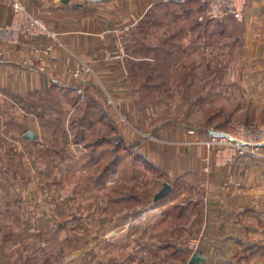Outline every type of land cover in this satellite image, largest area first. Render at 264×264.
I'll return each instance as SVG.
<instances>
[{
    "label": "crops",
    "instance_id": "0c3cea01",
    "mask_svg": "<svg viewBox=\"0 0 264 264\" xmlns=\"http://www.w3.org/2000/svg\"><path fill=\"white\" fill-rule=\"evenodd\" d=\"M23 1L30 11L44 18L55 38L41 36L29 42L21 38V43L15 46L0 42V216L9 217L14 211L21 217L29 213L28 210L43 216L47 214L48 206L57 208L47 201L69 196L70 188L67 187L66 192L59 190V182L52 172L58 166L53 153L66 144L65 136L60 141L61 137L52 127L57 121L67 120L76 113L75 105L79 101L76 89L81 85L94 89L109 87L116 104H138L136 89L140 87H217L224 81L218 76L220 67L226 68L228 75L225 78L231 84L236 72L234 61L239 58L242 68H238V72L258 73L262 95L251 101L254 105L264 106V0H249L243 21L234 18L201 20L202 0H113L109 5L105 0ZM12 4L13 0H0V25L12 21ZM127 24L131 25L129 36L118 37L117 34L124 33ZM112 29L115 35H108ZM122 38L127 40L126 43L121 41ZM50 44L53 49L44 53ZM31 51L38 57L30 61ZM25 60L31 64H24ZM168 60L173 64L169 71L164 65ZM143 64H146V71L141 70ZM80 69L91 74H82L75 79L73 72ZM159 98L161 102L165 101L163 95ZM94 100L100 104L98 99ZM125 115L134 130L128 140L147 135L150 126L145 125L144 114L125 112ZM249 118L264 120V107L252 106ZM102 120L106 117L102 116ZM164 128L158 132L159 139L143 137L146 147L127 145L131 151L153 153L147 154L148 159L153 166L163 170V174L166 167H171L169 160L162 164L160 160L156 161L155 153L169 150L172 143L170 130ZM105 131L106 127L99 125L93 134H97L99 149L101 141H106ZM28 132H33L36 138H26ZM120 132L127 135L121 129ZM175 133L179 139L174 138L175 145L191 148L188 135L182 136L181 131ZM214 133H195L196 138L201 137V146L194 147L199 153L196 157L198 165L194 164V167L199 169L194 171L193 179L178 178L175 184L173 180L168 182L165 177L155 176L152 187L155 189L159 183L163 186L167 182L172 185L171 194L160 208H156L159 213L168 212L179 195H183L179 199L182 200L187 191L193 193L188 198L194 201L196 227H206L209 237L198 254L206 257V264H227L235 250L248 245L246 241L264 244V158L237 159L220 166L212 152V172L205 175L202 159L208 152V136H215ZM12 135L19 138L18 145L12 146L9 142ZM12 149L18 151V161L7 160V153L10 159ZM130 162V167L139 166L138 160ZM182 164L183 168L192 166V162L185 160ZM123 166L120 162L119 167ZM110 178L114 181V202L111 203L107 196V181L104 180L102 206L105 210L109 206L114 208L115 216L123 207L124 198L118 189L122 188L124 178L117 175ZM130 180L139 184L137 176ZM103 214L107 215V212ZM116 221L114 218L113 227L117 226ZM107 225L105 218L101 224L104 233L113 231L112 224ZM2 227L8 225L2 224ZM106 238V234L101 237L102 242ZM145 258L150 261L147 256ZM162 259L159 264L164 261ZM137 261L136 257L134 262Z\"/></svg>",
    "mask_w": 264,
    "mask_h": 264
},
{
    "label": "rangeland",
    "instance_id": "374dc122",
    "mask_svg": "<svg viewBox=\"0 0 264 264\" xmlns=\"http://www.w3.org/2000/svg\"><path fill=\"white\" fill-rule=\"evenodd\" d=\"M20 1L31 15L44 20L38 13L30 11L23 0ZM112 1L105 0L107 5ZM107 14H110L109 10ZM130 30L131 25L127 24L123 28L124 33L117 35L129 36ZM110 33L115 35V30L112 29L107 34L112 35ZM121 41L126 43L127 40L122 38ZM34 53L31 51L30 61L38 57ZM25 61L24 64H31L30 61ZM164 62L169 71L173 66L171 60ZM234 62L236 72L231 84L230 80L225 78L228 75L226 68L220 67L218 76L220 79L224 78V81L217 87H140L136 89L140 101L138 104H116V98L109 87L94 89L79 86L76 89L79 97L75 105L76 113L67 120L57 121L55 127H52L61 137L60 141H63L62 136H65L66 143L53 153L58 166L52 172L53 175L55 172L59 182V190L66 192L68 187L70 194L58 201H47L49 205L52 203L57 208L48 206L47 214L43 216L34 215L30 210L21 217L13 210L14 214L9 217L0 216V264H159L158 261L163 257L164 261L160 264H191L193 256L198 254L203 242L207 244L209 241L206 227H196L194 201L188 198L193 193L187 191L185 200H179L183 197L179 195L168 212L159 213L156 208L161 207L171 192L156 200L157 194L166 183L163 186L159 183V187L154 189L152 181L155 176H161L162 179L165 177L168 182L173 180L175 184L179 181L178 178H194V171L199 169L194 167V164L198 165L196 157L199 154L194 151V147L201 146V137L196 138V132L226 133L225 138L208 136L206 144L209 153L202 159V173L205 175L212 172L210 161L213 157L220 162V166L237 159L246 158L253 161L264 158V145H259L264 143V120L249 118L252 106H261V109L264 107L260 104L254 105V101H251L254 97L262 95V89L257 82L258 73L238 72L237 69L242 68L241 59L235 58ZM141 66L142 71L147 70L146 64ZM88 73L91 74L90 71L80 69L73 72V75L75 79H79L82 74ZM161 95L165 97L164 102L160 101ZM94 99H98L100 104L94 103L97 101ZM125 112L131 115L137 112L144 114L145 125L150 126L147 135L128 140L134 130ZM102 116L106 117V120L103 121ZM99 125L105 126L107 132L106 141H101L100 149L96 145L97 134L93 135ZM161 127L170 130L169 139L172 142L169 150L155 153L156 161L160 160L163 164L169 160L171 167H166L164 174L163 170L153 166L148 159L147 154L153 153L144 150L137 152L135 149L131 151L130 147H127L128 144L133 148L146 147V142L142 139H159L158 132ZM120 129L127 135L124 136ZM179 131L183 133L182 136L188 135L191 148L185 146L187 149H184L174 144L173 141L179 140L175 132ZM229 135L252 145L245 146L232 141L226 138ZM18 139L12 135L9 142L15 146L18 145ZM89 144L92 145L91 149L88 148ZM14 149L9 155L10 159L7 153V160L18 161L19 153ZM212 152L215 153L213 157ZM130 160H138L139 166L130 167ZM184 160L192 162V166L183 168ZM120 162L124 164L123 168L119 167ZM117 169L122 170L118 172ZM116 175L124 178L122 188L118 189L124 199L122 210L114 216V208L109 206L105 210L102 206L104 185H101L102 182L105 184L104 180L107 181V196L113 203L114 181L110 177ZM132 176L138 177L139 184L130 180ZM89 196L91 198H88ZM104 212H107V215H104ZM105 218L107 226L112 224L110 227L113 231L104 233L101 224ZM114 218L117 220L115 227ZM2 224L8 227H2ZM105 234L106 241L102 242L101 237ZM247 242L246 247L242 245V248L235 250L227 264H264V244ZM146 256L151 262L146 260ZM136 257L139 261L135 263Z\"/></svg>",
    "mask_w": 264,
    "mask_h": 264
},
{
    "label": "built area",
    "instance_id": "2783aa9c",
    "mask_svg": "<svg viewBox=\"0 0 264 264\" xmlns=\"http://www.w3.org/2000/svg\"><path fill=\"white\" fill-rule=\"evenodd\" d=\"M249 0H202L203 14L201 20L211 19L223 21L228 18H235L238 21L244 19L245 9ZM13 16L10 24L0 25V42L7 45H19L21 38L25 41H33L34 39L47 36L55 38L53 31L47 26L44 20L31 15L25 5L20 0H13L12 4ZM53 49V45H48L44 53L48 54ZM1 60V52H0ZM225 138V137H221ZM226 138L237 141L245 146L252 145L250 142H244L240 139H235L232 136ZM264 145V143L259 144Z\"/></svg>",
    "mask_w": 264,
    "mask_h": 264
},
{
    "label": "water",
    "instance_id": "95a60500",
    "mask_svg": "<svg viewBox=\"0 0 264 264\" xmlns=\"http://www.w3.org/2000/svg\"><path fill=\"white\" fill-rule=\"evenodd\" d=\"M215 136L218 137H224L226 136V133H222V132H216L214 133ZM26 138L28 139H34L36 138V135L33 132H28L26 134ZM172 190V185L169 183H166L163 187V189L157 194L156 196V200H159L161 198L166 197L167 195H169V193ZM206 262V257L201 255V254H195L192 258L191 264H200V263H204Z\"/></svg>",
    "mask_w": 264,
    "mask_h": 264
}]
</instances>
